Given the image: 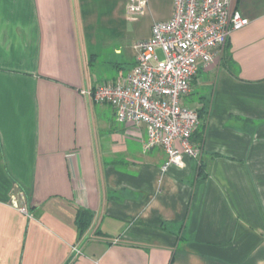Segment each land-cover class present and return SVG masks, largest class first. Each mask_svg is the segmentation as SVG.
I'll return each mask as SVG.
<instances>
[{"label": "crops", "instance_id": "0c3cea01", "mask_svg": "<svg viewBox=\"0 0 264 264\" xmlns=\"http://www.w3.org/2000/svg\"><path fill=\"white\" fill-rule=\"evenodd\" d=\"M126 2L0 3V264H264V0H236L249 23L198 65L182 102L202 107L203 154L166 171L144 125L82 93L124 78L173 16Z\"/></svg>", "mask_w": 264, "mask_h": 264}, {"label": "built area", "instance_id": "2783aa9c", "mask_svg": "<svg viewBox=\"0 0 264 264\" xmlns=\"http://www.w3.org/2000/svg\"><path fill=\"white\" fill-rule=\"evenodd\" d=\"M235 1L174 0L172 18L155 22L151 37L135 42L136 64L124 78L82 90L94 102L111 105L120 122L144 125V148L166 153L163 171L184 165L186 156L201 159L203 147L193 138L199 107L183 104L182 98L191 90L198 65L214 62L232 31L249 23ZM148 5L149 0H127L125 13L140 16ZM12 201L17 204L14 191Z\"/></svg>", "mask_w": 264, "mask_h": 264}, {"label": "trees", "instance_id": "16d2710c", "mask_svg": "<svg viewBox=\"0 0 264 264\" xmlns=\"http://www.w3.org/2000/svg\"><path fill=\"white\" fill-rule=\"evenodd\" d=\"M202 107H199V117L201 116L202 112ZM203 131L199 128V125L197 126L193 138L194 140L199 143L203 147V136L202 133ZM201 169L204 167V164L201 163L200 165ZM94 219V213L88 208L84 207H79L77 211V216H76V225L80 233H84L92 224Z\"/></svg>", "mask_w": 264, "mask_h": 264}, {"label": "snow or ice", "instance_id": "6c2138e0", "mask_svg": "<svg viewBox=\"0 0 264 264\" xmlns=\"http://www.w3.org/2000/svg\"><path fill=\"white\" fill-rule=\"evenodd\" d=\"M0 3H2V0H0Z\"/></svg>", "mask_w": 264, "mask_h": 264}]
</instances>
